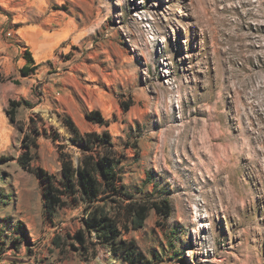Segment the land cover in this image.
I'll use <instances>...</instances> for the list:
<instances>
[{
  "label": "rangeland",
  "instance_id": "rangeland-1",
  "mask_svg": "<svg viewBox=\"0 0 264 264\" xmlns=\"http://www.w3.org/2000/svg\"><path fill=\"white\" fill-rule=\"evenodd\" d=\"M66 117L168 201L122 230L142 264H264V0H0V264H127L74 242L80 207L44 209Z\"/></svg>",
  "mask_w": 264,
  "mask_h": 264
},
{
  "label": "trees",
  "instance_id": "trees-1",
  "mask_svg": "<svg viewBox=\"0 0 264 264\" xmlns=\"http://www.w3.org/2000/svg\"><path fill=\"white\" fill-rule=\"evenodd\" d=\"M24 58L27 64L20 68V72L27 75L34 60L29 50H25ZM128 106L124 105L123 110ZM9 114L14 120L15 111ZM85 118L100 125L108 124L98 110L86 112ZM63 125L77 150L70 152L64 150L66 145L60 146L58 176L43 170L37 173L38 176L42 174L45 182L44 209L51 213L55 208L80 207L81 227L71 237L80 248L95 251L97 246L106 247L127 264H142L141 251L133 240L121 238L122 230L141 228L152 210L168 216V201L136 199L128 192L118 167L120 159L107 131L81 132L69 117L63 119ZM19 159L22 167L28 166L30 158L25 154Z\"/></svg>",
  "mask_w": 264,
  "mask_h": 264
},
{
  "label": "bare ground",
  "instance_id": "bare-ground-1",
  "mask_svg": "<svg viewBox=\"0 0 264 264\" xmlns=\"http://www.w3.org/2000/svg\"><path fill=\"white\" fill-rule=\"evenodd\" d=\"M248 80V79H247ZM250 104L252 105V102H250ZM219 116V113H215V112H210V113H208L207 114V120H209V121H211V120H214V118H217ZM208 122V121H207ZM213 123H211V125H212ZM262 137H264V136H262ZM258 138V137H257ZM264 139V138H263ZM262 140V139H261ZM226 141V140H225ZM224 193V192H223ZM224 196L226 197V193H224ZM223 199V198H222ZM232 199H234V197L232 198ZM194 220H197V218L196 217H194L193 218Z\"/></svg>",
  "mask_w": 264,
  "mask_h": 264
}]
</instances>
